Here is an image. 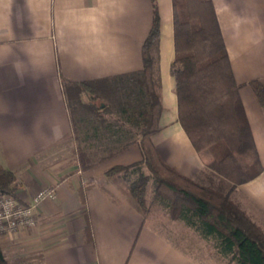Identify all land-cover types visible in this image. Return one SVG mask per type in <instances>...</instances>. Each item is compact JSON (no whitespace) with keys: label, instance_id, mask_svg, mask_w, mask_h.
<instances>
[{"label":"crops","instance_id":"crops-1","mask_svg":"<svg viewBox=\"0 0 264 264\" xmlns=\"http://www.w3.org/2000/svg\"><path fill=\"white\" fill-rule=\"evenodd\" d=\"M156 2L160 38L155 56L163 110L153 142L181 173L226 187L264 229V171L234 186L209 168L211 153L197 151L179 122L171 72L173 0ZM213 3L264 166V107L250 84L257 80L264 85V0ZM152 24V0H0V164L16 173L15 195L23 202L43 188L56 189L55 198L37 207L34 227L0 235L10 261L204 264L188 249V237L168 235L153 214L134 203L125 181L106 175L113 166L142 159L137 142L87 170L78 163L75 120L63 79L98 85L141 70Z\"/></svg>","mask_w":264,"mask_h":264},{"label":"trees","instance_id":"trees-1","mask_svg":"<svg viewBox=\"0 0 264 264\" xmlns=\"http://www.w3.org/2000/svg\"><path fill=\"white\" fill-rule=\"evenodd\" d=\"M152 4L153 24L143 44V68L101 81L116 82L117 92L110 103H97L96 81L63 79L68 103L74 97L81 104V128L75 124L79 166L87 170L137 142L142 159L113 166L106 175L123 179L130 197L144 213L149 209L150 186L155 201L165 205L171 219L194 229L222 257L235 264H264V229L229 193L202 184L166 162L153 142V135L160 130L163 105L155 56L160 15L156 0ZM173 14L175 58L171 72L176 81L179 122L197 151L211 153L209 168L234 186L248 182L262 173L264 166L213 0H173ZM250 84L264 107V85L257 80ZM86 93L91 94L89 103L82 100ZM18 187L16 173L0 164V195H15ZM0 264L22 263L10 261L0 244Z\"/></svg>","mask_w":264,"mask_h":264},{"label":"rangeland","instance_id":"rangeland-1","mask_svg":"<svg viewBox=\"0 0 264 264\" xmlns=\"http://www.w3.org/2000/svg\"><path fill=\"white\" fill-rule=\"evenodd\" d=\"M96 88L98 89H96L95 94L99 96L98 100L96 101L98 104L101 103V105H104L105 103H110V99L114 95H116L117 92L115 81L104 82V84H99L98 86H96ZM69 100H70L69 101L70 110L75 120V124L77 125V128H81L80 125V116L82 114L80 109L81 104L74 97L70 98ZM82 100L85 103H89L91 101V94L90 93L83 94ZM85 114H87V110ZM214 188L222 192H225L226 190V187L215 186ZM147 197H148V207H149L147 213L153 214L155 216V219L158 221V224L161 226L160 228L165 230L168 233V235H170L171 237L173 238L175 237V239L178 240L179 237H177L176 234H174L175 232H182L183 234L182 236L188 237L189 239L188 249L194 256H196L201 261H203L204 264H235L234 262L229 261L228 259L222 257L210 242L203 239L194 229L187 226L183 221L171 219L168 213V209L165 207V205L163 203H157L155 201L154 193L150 186L148 187L147 190ZM17 262L22 264H42L41 261H35L34 259L27 260L20 258Z\"/></svg>","mask_w":264,"mask_h":264},{"label":"built area","instance_id":"built-area-1","mask_svg":"<svg viewBox=\"0 0 264 264\" xmlns=\"http://www.w3.org/2000/svg\"><path fill=\"white\" fill-rule=\"evenodd\" d=\"M56 197V189L43 188L32 198L23 202L16 195H0V235H15L22 229L32 228L37 223L36 209L46 199Z\"/></svg>","mask_w":264,"mask_h":264}]
</instances>
